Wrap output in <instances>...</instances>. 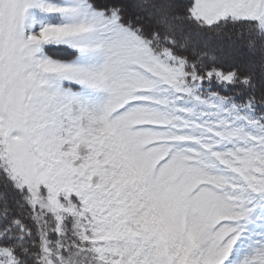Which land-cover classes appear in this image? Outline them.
Here are the masks:
<instances>
[{"label":"snow or ice","instance_id":"obj_1","mask_svg":"<svg viewBox=\"0 0 264 264\" xmlns=\"http://www.w3.org/2000/svg\"><path fill=\"white\" fill-rule=\"evenodd\" d=\"M0 264H264V0H0Z\"/></svg>","mask_w":264,"mask_h":264}]
</instances>
